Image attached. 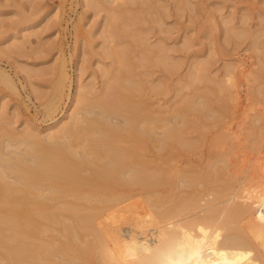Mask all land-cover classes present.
<instances>
[{"label":"bare ground","instance_id":"bare-ground-1","mask_svg":"<svg viewBox=\"0 0 264 264\" xmlns=\"http://www.w3.org/2000/svg\"><path fill=\"white\" fill-rule=\"evenodd\" d=\"M93 1L91 5L97 2ZM98 1H103V6L104 2L106 6L129 3ZM130 2L140 3L143 12L151 9L152 0ZM111 14L115 22L105 35L111 42L132 38V46L136 44L140 50L139 64L129 61L128 47H111L109 55L119 74L104 72L108 83L99 101L87 103L84 95L94 86L81 85L77 103L84 106L74 110L69 121L50 127L45 135L24 131L18 136L3 127L0 264H264V112H258L248 133L249 153L255 154L248 160L251 155L247 153L248 162L232 158L237 155L236 146L223 132L214 146H228L227 152L218 151L206 168L196 167L195 171L192 166L187 172L171 162L176 153L195 151L196 144L189 142L188 133L186 136L189 113L198 112V124L203 117V122L206 118L218 121L226 116L230 104L238 101L231 89L236 86L239 66L228 67L222 80L208 75V63H196L192 68L187 87L197 91L199 82H212L222 95L218 110L212 109L208 97L198 93L185 98L169 116L154 117L147 106L143 107L146 103L135 101V94L146 87L134 70L147 68L155 58L168 65L169 60L164 62L168 54L163 47L151 48L140 27L134 28L142 20L140 15L132 14L127 21L125 13ZM249 35L244 30L236 36ZM253 48L264 65V33L253 40ZM122 68L131 71L123 72ZM261 70L252 78L258 85L251 97L264 104ZM57 72L44 104L46 114H55L69 84L65 64ZM0 79L15 89L6 72L0 71ZM160 87L153 90L157 93ZM195 128L204 133L200 126ZM7 141L11 146H24V151L16 152L17 147L5 154ZM152 143L159 152L166 150L165 156L157 154L154 160L149 159L146 152ZM184 188L190 191L181 194ZM136 193L144 195L149 209H139L137 201L130 203ZM124 225H129L127 232Z\"/></svg>","mask_w":264,"mask_h":264},{"label":"rangeland","instance_id":"rangeland-1","mask_svg":"<svg viewBox=\"0 0 264 264\" xmlns=\"http://www.w3.org/2000/svg\"><path fill=\"white\" fill-rule=\"evenodd\" d=\"M96 1L97 5H91L93 0H0V71L6 72L15 84L13 90L0 79V134L10 129L18 136L24 131L45 135L56 123L69 121L72 112L84 106L77 103L81 85L94 86L92 92H83L87 103L99 101L108 83L104 72L110 70L115 73L113 76L119 74L115 60L109 55L111 47L129 48V61L139 64L140 50L136 44L132 46V38L127 36L122 41L111 42L105 35L111 22H115L110 18L113 11L125 13L127 21L132 14L140 15L142 20L134 28L140 27L151 48L163 47L165 55L168 54L169 58L164 61L169 60L168 65L158 63L159 58H155L156 64L155 61L154 64L149 63L147 68L134 66L137 79L143 80L146 87L143 92L135 94V101L146 103H142L143 107L147 106L154 117L169 116V111L182 104L185 98L198 93L208 97L212 109L218 110L222 95L212 82H199L197 91L187 87L193 66L200 62L208 63V75L218 80L225 79L228 67L239 66L235 70L236 86L231 89L238 101L230 104L223 119L214 121L206 118L203 122V117L199 125L198 112L189 113L190 125L186 127V136L188 133L189 142L195 143L196 148L192 154L176 153L171 161L176 168L186 170L193 166L191 170L197 171L206 168L218 151L227 152L228 146H214L221 132L229 134V142L236 146L238 156H232L234 160L235 157L237 162L251 160L255 154L249 153L248 133L258 112H264V104L254 102L251 97L258 85L252 78L258 76L261 69L264 71L260 55L253 48V40L264 33V0H152L151 9L146 12L140 3L133 4L130 0L129 3L123 1L107 6L105 2L104 6L101 5V0L100 3ZM244 30L252 35L236 36ZM17 45L21 47L17 49ZM62 64H65L70 78L65 97L53 112L55 114H46L44 104L52 93L50 83L56 80ZM169 65L176 69H170ZM157 86H161V90L156 93L153 88ZM194 124L200 126L204 133L197 131ZM7 143L4 142L6 146H3L5 154L25 149L24 146H11L9 143L8 146ZM146 153L149 159L154 160L157 154L165 156L167 151L159 152L152 143ZM247 153L251 155L248 160ZM157 162L161 166L164 164ZM163 166L166 167L165 164ZM183 190L181 194L190 188ZM136 195L130 203L137 201L139 209H149L144 204H147L144 195ZM123 227L126 232L129 230V225Z\"/></svg>","mask_w":264,"mask_h":264}]
</instances>
